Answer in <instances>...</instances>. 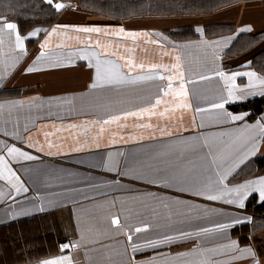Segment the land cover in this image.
<instances>
[{"label": "crops", "instance_id": "0c3cea01", "mask_svg": "<svg viewBox=\"0 0 264 264\" xmlns=\"http://www.w3.org/2000/svg\"><path fill=\"white\" fill-rule=\"evenodd\" d=\"M64 5L47 26L24 33L17 28L22 47L15 33L0 34V224L47 212L59 241L54 252L17 264L59 257H68L70 264H264V253L254 243L264 228L243 237L234 232L251 219L244 208L247 197L255 193L261 200L257 186L243 207L227 203L236 199L227 190L264 178L261 173L229 181L241 165L264 154V110L248 119L247 111L227 107L264 96V71L251 65L264 50V0H240L200 14L117 20L84 10L75 0ZM214 23L233 26L206 33L203 25ZM183 24L193 25L196 35L171 34ZM92 26L147 35L133 39L76 31ZM240 33H257L260 39L245 51L229 53ZM97 59L103 68L110 67L106 61L119 64L126 82L101 81L92 88ZM128 60L136 67L127 66ZM248 72L256 73L251 86L247 75L229 79ZM181 83L185 96L176 95ZM169 84L171 91L163 96ZM157 98L163 102L155 115L123 118ZM216 104L224 107L213 108ZM228 114L243 119L232 121ZM115 115L122 118L104 123ZM8 147L35 159L9 155ZM221 192L220 199H207ZM221 224L230 226L216 230ZM205 228L212 231L202 232ZM165 237L173 239L148 244ZM63 240L69 247L61 251Z\"/></svg>", "mask_w": 264, "mask_h": 264}, {"label": "trees", "instance_id": "16d2710c", "mask_svg": "<svg viewBox=\"0 0 264 264\" xmlns=\"http://www.w3.org/2000/svg\"><path fill=\"white\" fill-rule=\"evenodd\" d=\"M69 1V0H68ZM79 7L87 11H107L113 17L127 18L134 15H175L211 12L240 0H75ZM58 14L54 5L45 0H0V17L15 21L20 32L34 26H47ZM231 24H205L206 33L230 30ZM171 34L177 38L196 35L193 25H178ZM257 33L238 34L228 48L229 53L245 51L259 41ZM251 65L264 71V50L255 54ZM1 93V92H0ZM232 111H247V118L254 119L264 110V96H256L242 102L227 104ZM264 173V154L253 157L241 165L229 178L239 181L250 175ZM244 208L249 211L248 223L234 228V232L245 236L264 228V200H258L251 193ZM58 239L53 232L52 221L47 212L22 216L0 224V264H17L26 259L52 253L57 248ZM260 253H264V236L254 237Z\"/></svg>", "mask_w": 264, "mask_h": 264}, {"label": "snow or ice", "instance_id": "6c2138e0", "mask_svg": "<svg viewBox=\"0 0 264 264\" xmlns=\"http://www.w3.org/2000/svg\"><path fill=\"white\" fill-rule=\"evenodd\" d=\"M46 3H48L49 5H52L53 4V0H46ZM54 7H55L56 10H60L63 7H65V5L62 4V3H56L54 5ZM5 30H8L9 33H15V39H16L17 46L18 47H22L23 41H22V38H21L19 32L17 31V25L15 23L8 22L7 20L0 19V34L4 33ZM55 31H56V29L54 28L53 29V33ZM76 31L83 32V33H89V34H91V33H97V34L103 33L105 36L123 34V35H125L127 37H131L133 39H135L136 37L141 36V35H147V33L125 32V30L123 28L108 29V28H101V27H98V26L80 27V28H77ZM249 31H250V29H249ZM35 34L36 33H31V35H35ZM51 34L52 33H49V35H51ZM228 39H231V37H229ZM0 43H2V40H0ZM46 46H47V42H45L44 44L40 45L41 49L45 48ZM96 46L97 47H102L100 45L99 41L96 42ZM103 47L106 48L107 45H104ZM129 51H131V49H129ZM41 55H43V53H41ZM83 58L84 57H82V59ZM176 59L179 60V57H177ZM105 63L109 64L110 67L109 68H103L101 61L99 59H97V63H96V77H95L96 82H94L91 85L92 88H96L98 86V83L101 82V81H103L105 83H108V84L125 83L126 82L124 77L121 76V74L119 72V68H120L119 64L113 63L111 61H106ZM126 64L130 68L136 67V65H134L131 60H128L126 62ZM244 66H247V65H244ZM139 67L143 68V65L141 64V65H139ZM151 67L153 69H159L161 67H166V66L152 65ZM173 68L179 69V65L178 64L173 65ZM32 70L33 69H31V68L28 69V71H32ZM219 75L223 76L224 74L223 73H219ZM236 75H247L249 77V81H250L249 82V86H251V84H252V79L254 77H256V73H254V72L234 73L233 77H229V79H234ZM182 77H183V73L180 74V78H182ZM147 78L148 79H152L154 77H147ZM158 78L161 81L166 79L162 75L159 76ZM167 79L169 81H171L173 79V77H167ZM260 83L264 84V79L260 80ZM168 88H169L168 91L161 90L163 96L169 95V92L171 91V85L170 84H169ZM176 95H178V96H185L186 95V91L184 89L183 83H181L180 89L176 93ZM229 95H231V92L229 93ZM162 102H163L162 99L157 98L155 100V103L152 104L150 107L140 108L137 111L126 112V113L123 114V118H127L128 116H140V115H142L144 113H147L149 115H155L156 113L154 112V109L156 108V106L160 105ZM6 103H11V102H6ZM3 106L4 105H0V107H3ZM184 106L187 107L188 105H184ZM212 107L213 108H223L224 105L223 104H216V105H213ZM197 111H202V109H197ZM160 115L163 116L164 113H160ZM228 115H230V118H231L232 121H238V120L243 119L242 116H231V114H228ZM121 118H122V116H120V115L111 116V117H109V119H106L104 121V123L108 124V123H112V122H115V121H119ZM101 130L103 131V129H101ZM7 151H8L9 155L19 154L20 156H22L26 160L35 159V157L29 155L26 152H23L21 149H19L17 147H8ZM0 165H4V158L2 156H0ZM5 167H6V165H5ZM11 174L15 175L14 173H11ZM0 175H2V171H0ZM226 178H227L226 175L222 176L220 178V183L223 184V181ZM17 179H18V177H17ZM254 184L257 186L255 190L259 192L260 198L262 200H264V178H260L258 181H248V182H246L243 185H239L236 188L227 190L229 192H232V193L236 194V199L235 200H228L227 203H230V204L231 203H238L240 207H243L244 206V203H243L244 198L249 195V191L252 189V186ZM25 191H27V189H25ZM197 194L199 195L201 193H197ZM223 194L224 193L221 192L219 195H208L207 199L208 200H213V201L214 200H218V199H220V196L223 195ZM237 222L239 223L240 221H237ZM112 223L113 224H117L118 221L114 219L112 221ZM229 226L230 225H226V224L217 225L216 226V230H222V229H224L226 227H229ZM142 230L143 229H140V228L136 229L137 232L142 231ZM201 231L202 232H209V231H212V229H206L205 228V229H201ZM183 235H190V234H183ZM128 239H129V241H131L132 237L129 236ZM172 239H173L172 237H165L163 241H149L148 244H149V246H153V245H156V244H159V243L168 242V241H170ZM233 246H235V242H233ZM68 247H69V245L65 244V245L62 246V249H67ZM137 247H139V246L134 245L133 249L135 250ZM240 251L241 252H247V253L251 254L249 249H241ZM41 264H70V259L68 257H59V258H56V259L44 260V261L41 262Z\"/></svg>", "mask_w": 264, "mask_h": 264}, {"label": "rangeland", "instance_id": "374dc122", "mask_svg": "<svg viewBox=\"0 0 264 264\" xmlns=\"http://www.w3.org/2000/svg\"><path fill=\"white\" fill-rule=\"evenodd\" d=\"M64 1H65V3L67 2V0H64ZM65 3H64V4H65ZM65 6H67V5H65ZM89 12H93V13H96V14H99V15L106 16V17H108V18L116 19V20H117V19H121V18H117V17H113V16H111L110 14L107 13V11L102 12V11H98V10L95 11V10H94V11H89Z\"/></svg>", "mask_w": 264, "mask_h": 264}, {"label": "built area", "instance_id": "2783aa9c", "mask_svg": "<svg viewBox=\"0 0 264 264\" xmlns=\"http://www.w3.org/2000/svg\"><path fill=\"white\" fill-rule=\"evenodd\" d=\"M65 244H68L69 245V241H67V240H63V241H61L60 243H59V249L62 251L63 249H62V246L63 245H65Z\"/></svg>", "mask_w": 264, "mask_h": 264}]
</instances>
